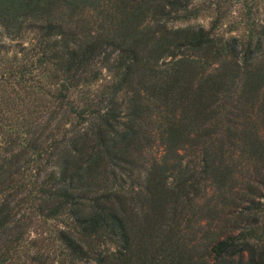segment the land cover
Returning a JSON list of instances; mask_svg holds the SVG:
<instances>
[{
  "label": "trees",
  "instance_id": "16d2710c",
  "mask_svg": "<svg viewBox=\"0 0 264 264\" xmlns=\"http://www.w3.org/2000/svg\"><path fill=\"white\" fill-rule=\"evenodd\" d=\"M210 8L0 0V264H264V23Z\"/></svg>",
  "mask_w": 264,
  "mask_h": 264
},
{
  "label": "rangeland",
  "instance_id": "374dc122",
  "mask_svg": "<svg viewBox=\"0 0 264 264\" xmlns=\"http://www.w3.org/2000/svg\"><path fill=\"white\" fill-rule=\"evenodd\" d=\"M196 3L203 6L212 5V8L204 10L198 18L191 20L190 23L209 28L216 13L215 7L221 6L227 17L219 27L218 32L225 36L243 33V24L250 11L249 15L253 20L257 21L258 24L264 23V0H196ZM32 37L33 35H29L25 39H14L0 24V68L2 69L3 65L14 66L20 63L22 56L20 50L22 47L30 45ZM97 88L98 85L94 86L93 90ZM53 225L52 222L51 226ZM48 228L49 226H43L41 221H37V224H33L30 228L26 238L29 242L34 240L38 242L37 247L48 258L45 264H59L61 249L52 241ZM31 249L32 253L36 252V248Z\"/></svg>",
  "mask_w": 264,
  "mask_h": 264
}]
</instances>
